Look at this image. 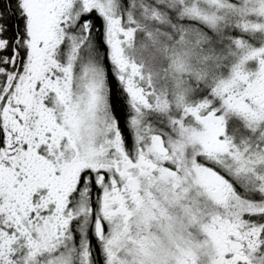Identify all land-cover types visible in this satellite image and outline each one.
I'll return each mask as SVG.
<instances>
[{
	"label": "snow or ice",
	"instance_id": "snow-or-ice-1",
	"mask_svg": "<svg viewBox=\"0 0 264 264\" xmlns=\"http://www.w3.org/2000/svg\"><path fill=\"white\" fill-rule=\"evenodd\" d=\"M258 89L264 0H0V264H264Z\"/></svg>",
	"mask_w": 264,
	"mask_h": 264
},
{
	"label": "rangeland",
	"instance_id": "rangeland-1",
	"mask_svg": "<svg viewBox=\"0 0 264 264\" xmlns=\"http://www.w3.org/2000/svg\"><path fill=\"white\" fill-rule=\"evenodd\" d=\"M146 56L147 57L144 58L146 66L153 67L152 59H151L153 56V52L150 55L146 54ZM155 71L159 72V68L157 66H155ZM258 92L260 95H264V89H258ZM203 179H204V182L207 184L208 190L210 192H219L222 190V185L220 181L216 179L215 177H212L210 175H205Z\"/></svg>",
	"mask_w": 264,
	"mask_h": 264
},
{
	"label": "trees",
	"instance_id": "trees-1",
	"mask_svg": "<svg viewBox=\"0 0 264 264\" xmlns=\"http://www.w3.org/2000/svg\"><path fill=\"white\" fill-rule=\"evenodd\" d=\"M151 53H152V49H151V47H149L148 51H146L145 54H144V58L147 57L146 54L147 55H150ZM165 64H166L165 60L162 57H159L158 56L157 57V62L155 64V66H157L159 68V73L161 75H163V71L165 69ZM125 108H126V112H125L126 127H128V129H129V136L131 137L132 130H131L130 123L128 122V115L130 113V110L128 109V102H127V100H125Z\"/></svg>",
	"mask_w": 264,
	"mask_h": 264
}]
</instances>
